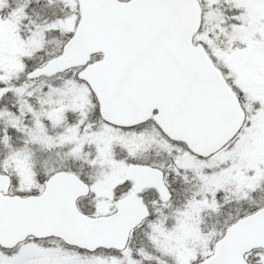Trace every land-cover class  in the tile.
Segmentation results:
<instances>
[{"label": "snow or ice", "instance_id": "obj_1", "mask_svg": "<svg viewBox=\"0 0 264 264\" xmlns=\"http://www.w3.org/2000/svg\"><path fill=\"white\" fill-rule=\"evenodd\" d=\"M0 264H264V0H0Z\"/></svg>", "mask_w": 264, "mask_h": 264}]
</instances>
